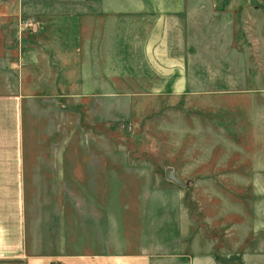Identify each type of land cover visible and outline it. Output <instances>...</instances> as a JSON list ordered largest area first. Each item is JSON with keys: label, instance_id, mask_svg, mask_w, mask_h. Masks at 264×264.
<instances>
[{"label": "rangeland", "instance_id": "374dc122", "mask_svg": "<svg viewBox=\"0 0 264 264\" xmlns=\"http://www.w3.org/2000/svg\"><path fill=\"white\" fill-rule=\"evenodd\" d=\"M216 1L217 12L233 16L228 23L219 14L208 24L202 49L194 41L186 93L161 88L153 95L114 98L112 104L31 96L16 104L0 127L14 122L15 163H25L24 177L17 181V195L13 181L1 182L0 213L12 217L17 205V220L34 240L41 220H49L54 249L58 208L68 206L71 214L75 206L87 216L93 189L103 200L108 188L114 216L121 205L138 202L144 234L149 236V226L159 231L155 241L175 236L177 224L193 236L195 251L202 250L197 240L210 242L219 264H264V176L255 178L264 172V107L258 97L250 99L259 93L249 91L255 79L264 86V0H239L249 7L231 9L230 0ZM8 25H0V32ZM42 26L22 23L17 32H39ZM252 32L257 38L248 40ZM247 50L254 64L248 57L240 63L239 52ZM15 80L19 85V75ZM0 139L2 150L10 149V159L0 163H14L8 136L3 132ZM62 163L71 168L68 178L60 177ZM167 170L185 185L168 180Z\"/></svg>", "mask_w": 264, "mask_h": 264}, {"label": "crops", "instance_id": "0c3cea01", "mask_svg": "<svg viewBox=\"0 0 264 264\" xmlns=\"http://www.w3.org/2000/svg\"><path fill=\"white\" fill-rule=\"evenodd\" d=\"M219 4L216 0L0 1V25L9 24L0 32V123L12 118L15 105L31 96L112 104L114 98L153 95L161 88L174 95L186 93L192 86L187 73L192 72L194 41L208 40V24L219 19ZM226 6L249 7L239 0H230ZM220 16L230 23L233 14ZM249 21L256 28L255 18ZM22 23L43 26L39 32H17ZM256 38L252 32L248 40ZM239 56L240 63L247 57L249 64L255 63L249 50L240 51ZM38 81L40 87L35 86ZM121 87L126 89L118 94ZM249 91L259 93H250V99L258 97L264 107L263 84L255 79ZM3 132L12 143L14 163H0V185L13 181L17 195L25 163H15L14 122L6 129L1 126L0 136ZM3 148L0 139V154L8 153L0 161L10 159V149ZM65 164L61 178L71 175ZM257 176L261 178L264 172ZM93 190L88 201L90 215L82 217L75 206L71 214L68 206L58 208L54 249H49V220H41L40 236L34 240L26 225L17 220V205L12 217L0 213V264H219L210 252V242L197 240L202 250L195 251L193 236L177 224L175 236L155 241L159 231L149 226L145 228L149 236L144 234L138 202L121 205L114 216L110 190L101 192L108 195L103 200ZM96 214L98 218L93 217Z\"/></svg>", "mask_w": 264, "mask_h": 264}, {"label": "water", "instance_id": "95a60500", "mask_svg": "<svg viewBox=\"0 0 264 264\" xmlns=\"http://www.w3.org/2000/svg\"><path fill=\"white\" fill-rule=\"evenodd\" d=\"M165 176L168 180H171L173 181L175 184H178V185H181V186H184L185 183L178 179L171 170H167L166 173H165Z\"/></svg>", "mask_w": 264, "mask_h": 264}]
</instances>
